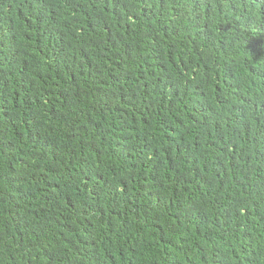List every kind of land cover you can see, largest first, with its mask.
<instances>
[{
    "label": "trees",
    "instance_id": "1",
    "mask_svg": "<svg viewBox=\"0 0 264 264\" xmlns=\"http://www.w3.org/2000/svg\"><path fill=\"white\" fill-rule=\"evenodd\" d=\"M0 264H264V0H0Z\"/></svg>",
    "mask_w": 264,
    "mask_h": 264
},
{
    "label": "bare ground",
    "instance_id": "2",
    "mask_svg": "<svg viewBox=\"0 0 264 264\" xmlns=\"http://www.w3.org/2000/svg\"><path fill=\"white\" fill-rule=\"evenodd\" d=\"M160 8V7H159ZM160 12V11H159ZM186 32V31H185ZM186 33H188V32H186ZM213 44V43H212ZM188 76V75H187ZM206 77V76H205ZM202 78V77H201Z\"/></svg>",
    "mask_w": 264,
    "mask_h": 264
}]
</instances>
